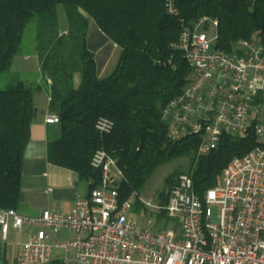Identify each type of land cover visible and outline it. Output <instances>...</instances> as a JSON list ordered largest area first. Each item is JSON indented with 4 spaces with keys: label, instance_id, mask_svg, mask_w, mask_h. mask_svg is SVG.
I'll return each instance as SVG.
<instances>
[{
    "label": "trees",
    "instance_id": "trees-1",
    "mask_svg": "<svg viewBox=\"0 0 264 264\" xmlns=\"http://www.w3.org/2000/svg\"><path fill=\"white\" fill-rule=\"evenodd\" d=\"M58 4L65 9L66 33L57 28ZM175 5L177 14L169 13L163 0H0V75L20 53L33 22L34 53L45 83L50 81L48 108L61 128V137L47 145V158L89 181L88 195L101 183V171L90 165L97 149L113 156L123 173L119 202L139 194L160 165L188 158L187 169L164 178L159 198L164 205L180 173L194 167V189L202 196L219 183L231 158L256 144L253 134H223L215 149L197 157L199 136L172 139L162 111L183 90L190 72L183 53L171 46L182 25L217 19V47L229 51L238 40L254 39L264 47V0H175ZM89 20L120 48L118 63L106 77L99 75L103 60L88 46ZM75 73L80 74L77 86ZM35 115L33 90L23 80L0 89L1 209L19 208L23 153ZM100 117L113 122L107 134L95 128ZM157 216L165 217L164 211ZM2 251L0 264H6Z\"/></svg>",
    "mask_w": 264,
    "mask_h": 264
},
{
    "label": "built area",
    "instance_id": "built-area-1",
    "mask_svg": "<svg viewBox=\"0 0 264 264\" xmlns=\"http://www.w3.org/2000/svg\"><path fill=\"white\" fill-rule=\"evenodd\" d=\"M163 1L177 14L175 0ZM217 26V19L208 17L182 25L171 46L183 53L190 72L162 119L172 139L199 136L197 157L215 149L223 134H253L255 146L231 158L219 183L202 196L194 189V167L180 173L164 205L154 206L172 224L156 230L129 216L137 201L153 205L136 192L119 202L123 173L113 156L97 149L90 165L101 171V183L70 210L23 215L0 208L3 241L10 228L28 229L19 242V264H264V47L254 39L238 40L229 51L219 48ZM209 27L213 35L207 34ZM45 121L57 122L58 116L46 115ZM112 126L105 117L95 124L103 134ZM47 230L73 236L51 239Z\"/></svg>",
    "mask_w": 264,
    "mask_h": 264
},
{
    "label": "crops",
    "instance_id": "crops-1",
    "mask_svg": "<svg viewBox=\"0 0 264 264\" xmlns=\"http://www.w3.org/2000/svg\"><path fill=\"white\" fill-rule=\"evenodd\" d=\"M89 26H95L91 20H89ZM66 31L67 29H63L62 32H59L66 33ZM87 42L89 48L96 53L98 61L103 60L100 75L116 45L110 44L97 28L92 35L88 33ZM32 56L37 58L35 53L33 55L23 54L20 58L19 72L26 71L27 60ZM36 66L39 71L38 58ZM49 83L48 80L45 87H37L33 92L36 115L30 127V139L23 153L21 195L17 209L23 215H38L44 209L68 211L73 207L76 199L88 196L89 181L80 180L76 171L53 164L47 158L48 143L61 137L59 122L48 123L45 121L46 115L53 114L48 108ZM78 83L74 82L76 86ZM47 231L51 239L62 240L73 236L71 232L52 233ZM3 247L5 248V241L1 239L0 234V256Z\"/></svg>",
    "mask_w": 264,
    "mask_h": 264
},
{
    "label": "rangeland",
    "instance_id": "rangeland-1",
    "mask_svg": "<svg viewBox=\"0 0 264 264\" xmlns=\"http://www.w3.org/2000/svg\"><path fill=\"white\" fill-rule=\"evenodd\" d=\"M57 28L62 32L63 29H68V21L65 15V9L62 4L56 6ZM95 26H89L88 33L92 35L95 31ZM208 35H213L214 28L209 27L206 30ZM34 35L35 24L32 22L28 24L24 33L23 42L21 45L20 53L14 56L10 69L0 75V89H7L12 86L17 80H23L33 92L36 91V86L45 87V80L40 72L36 69L37 58L32 56L28 61L26 71H21V57L23 54H34ZM120 55V48L115 46L108 58V61L101 71V77L108 76L116 67ZM80 81V74L75 73L74 82ZM189 166V159L182 157L174 159L168 163L162 164L155 169L146 185L141 189L139 197L142 201H150L153 206H143L139 201L134 204L128 212L129 216L134 220L137 225L142 227L156 230L158 228L170 227L172 222L166 217H158L159 210L154 206L158 205L160 192L164 188V178L175 169H187ZM120 181V179H118ZM137 203V202H136ZM218 208L213 207V215L217 213ZM27 228H22L20 231L10 228L8 239L5 241V255L6 264H19L18 259L20 256L19 241L27 238ZM65 237V236H64Z\"/></svg>",
    "mask_w": 264,
    "mask_h": 264
}]
</instances>
